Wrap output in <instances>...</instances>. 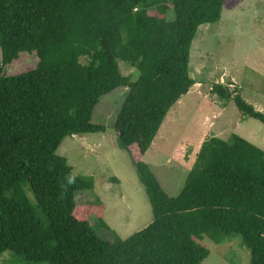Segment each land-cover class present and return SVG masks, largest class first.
Instances as JSON below:
<instances>
[{
  "label": "trees",
  "instance_id": "obj_1",
  "mask_svg": "<svg viewBox=\"0 0 264 264\" xmlns=\"http://www.w3.org/2000/svg\"><path fill=\"white\" fill-rule=\"evenodd\" d=\"M225 3L0 0V264H201L210 254L204 237L221 243L227 235L241 237L251 264H264V149L237 134L231 142L207 138L175 196L142 160L172 106L196 83L189 62L199 27L218 22ZM22 53L37 57L36 66L5 73ZM119 60L136 78L121 72ZM119 87L129 91L114 128L153 219L108 241L88 218L92 202L83 207L75 199L93 180L74 177L57 149L67 136L104 132L93 115ZM212 90L232 98L228 86ZM233 99L243 116L264 124L263 111L241 94Z\"/></svg>",
  "mask_w": 264,
  "mask_h": 264
},
{
  "label": "rangeland",
  "instance_id": "obj_2",
  "mask_svg": "<svg viewBox=\"0 0 264 264\" xmlns=\"http://www.w3.org/2000/svg\"><path fill=\"white\" fill-rule=\"evenodd\" d=\"M1 59L0 49V62ZM37 59L22 53L5 67V73L26 71L36 66ZM119 66L124 75L136 78L135 68L122 60ZM189 68L196 83L172 106L142 157L163 189L173 196L179 193L207 138L217 136L231 142L232 135L237 134L264 149V124L243 116L233 99L235 94H241L264 112V0H226L221 19L199 27ZM215 84L228 86L232 98L224 99L213 91ZM128 91V87H119L102 97L93 121L106 125L104 132L67 136L57 149L73 167L74 177L93 180L92 188L77 191L75 199L83 207L92 202L88 218L98 236L108 241L114 240L115 233L125 239L153 219L145 186L130 154L120 147L114 128ZM101 211L106 225L99 219ZM202 242L210 254L201 264H251V252L238 235H227L221 243L205 236Z\"/></svg>",
  "mask_w": 264,
  "mask_h": 264
},
{
  "label": "crops",
  "instance_id": "obj_3",
  "mask_svg": "<svg viewBox=\"0 0 264 264\" xmlns=\"http://www.w3.org/2000/svg\"><path fill=\"white\" fill-rule=\"evenodd\" d=\"M189 170V169H188Z\"/></svg>",
  "mask_w": 264,
  "mask_h": 264
}]
</instances>
